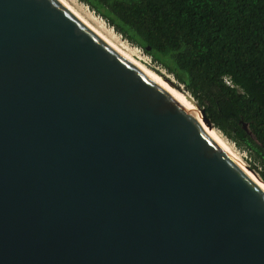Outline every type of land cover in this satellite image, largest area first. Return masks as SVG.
I'll list each match as a JSON object with an SVG mask.
<instances>
[{
	"label": "water",
	"instance_id": "1",
	"mask_svg": "<svg viewBox=\"0 0 264 264\" xmlns=\"http://www.w3.org/2000/svg\"><path fill=\"white\" fill-rule=\"evenodd\" d=\"M0 264H264V189L61 0H0Z\"/></svg>",
	"mask_w": 264,
	"mask_h": 264
},
{
	"label": "trees",
	"instance_id": "2",
	"mask_svg": "<svg viewBox=\"0 0 264 264\" xmlns=\"http://www.w3.org/2000/svg\"><path fill=\"white\" fill-rule=\"evenodd\" d=\"M79 1L171 75L264 182V0Z\"/></svg>",
	"mask_w": 264,
	"mask_h": 264
},
{
	"label": "bare ground",
	"instance_id": "3",
	"mask_svg": "<svg viewBox=\"0 0 264 264\" xmlns=\"http://www.w3.org/2000/svg\"><path fill=\"white\" fill-rule=\"evenodd\" d=\"M63 4L84 24H86L92 31L101 37L106 43H108L112 48H114L117 52L123 55L126 59L134 63L138 66L142 71H144L147 75L161 84L171 95H173L181 104H183L188 110H190L194 116L197 118L200 125L203 129L218 143H220L226 151L233 157V159L251 176V178L264 189V184L260 180V178L255 175L251 170H249L248 166L244 164L242 158L235 151L232 144L226 140V138L219 133L217 129H212L203 119L201 113L198 108L194 105V103L189 99V97L183 93L182 91H178L176 88L171 86L164 80L161 74H158L152 68L145 66L139 60L141 57L135 54V50L128 46L124 41L120 40L117 35L110 31L107 27L104 26L103 23L98 21L95 16L91 14L85 13L82 9H80L75 1L69 0H61ZM142 59V58H141Z\"/></svg>",
	"mask_w": 264,
	"mask_h": 264
},
{
	"label": "rangeland",
	"instance_id": "4",
	"mask_svg": "<svg viewBox=\"0 0 264 264\" xmlns=\"http://www.w3.org/2000/svg\"><path fill=\"white\" fill-rule=\"evenodd\" d=\"M69 1H75V3H76V5L80 8V9H82L85 13H87V14H91V15H93V16H95L96 17V19L98 20V21H100L101 23H103L104 24V26L105 27H107L110 31H113V33L115 34V35H117V37L120 39V40H122V41H124L128 46H130L131 48H133L136 52H135V54L137 55V56H140L141 58L139 59L140 61H141V63H143L145 66H147V67H150V68H152L154 71H156L158 74H164V75H166L168 78H170L177 86H178V91L180 90V91H182L183 93H187L186 95L190 98V100H192V102H195L194 101V99L192 98V96L188 93V92H186L184 89H183V87L180 85V84H178L175 80H174V78L171 76V75H169L163 68H161L160 66H158L157 64H155L152 60H151V58L149 57V56H147V55H145L140 49H138L136 46H133V45H131L130 43H128L126 40H124L119 34H117L111 27H109L108 25H107V23L103 20V19H101L99 16H97V15H95L86 5H84L83 3H81L79 0H69ZM219 133H221V132H219ZM226 140H228V139H226ZM229 141V140H228ZM230 142V141H229ZM231 144H232V146L234 147V149H235V151L239 154V156L242 158V160H243V162H244V164L245 165H247L248 166V168H249V170H251L250 169V167H249V165H251V163H253V160H251V159H249V156H248V154L245 152V151H243V150H241V149H238L232 142H230ZM250 160H251V162H250ZM252 166V165H251ZM251 172H252V170H251ZM254 173V172H253ZM255 174V173H254ZM256 175V174H255Z\"/></svg>",
	"mask_w": 264,
	"mask_h": 264
},
{
	"label": "clouds",
	"instance_id": "5",
	"mask_svg": "<svg viewBox=\"0 0 264 264\" xmlns=\"http://www.w3.org/2000/svg\"><path fill=\"white\" fill-rule=\"evenodd\" d=\"M221 79L225 82V84L229 87H232L234 89H236L239 93L243 94L244 93V89L240 88L238 85H236L232 79L230 78V76L228 75H224L221 77Z\"/></svg>",
	"mask_w": 264,
	"mask_h": 264
}]
</instances>
